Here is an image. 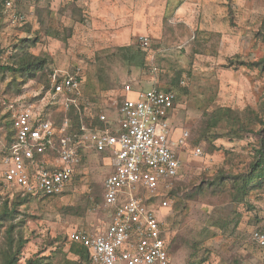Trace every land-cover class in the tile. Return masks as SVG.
Segmentation results:
<instances>
[{"label": "rangeland", "instance_id": "rangeland-1", "mask_svg": "<svg viewBox=\"0 0 264 264\" xmlns=\"http://www.w3.org/2000/svg\"><path fill=\"white\" fill-rule=\"evenodd\" d=\"M10 2L0 0L1 66L16 68L21 41H29L26 51L46 66L34 79L0 71V141L8 136L9 105L32 103L55 73L80 70L85 114L101 109L111 122L125 85L135 91L175 86L172 127L177 134L188 130L190 145L203 155H182L170 204L159 208L173 264H264L254 238L264 233V187L242 196L236 188L255 161L264 122V70L254 65L264 59V0ZM50 101H36V109L54 119L59 108ZM236 118L254 125L242 139L233 137ZM214 135L221 137L211 141ZM82 156L58 197L17 205L18 195L0 187V216L6 207L16 209L13 218L0 219V264L17 249L16 264H72L77 257L69 235L105 228L103 184L111 162L91 150Z\"/></svg>", "mask_w": 264, "mask_h": 264}, {"label": "built area", "instance_id": "built-area-1", "mask_svg": "<svg viewBox=\"0 0 264 264\" xmlns=\"http://www.w3.org/2000/svg\"><path fill=\"white\" fill-rule=\"evenodd\" d=\"M141 46L145 50L151 46L148 37H141ZM51 82L43 97L51 100L49 105L63 112L80 106V70L55 73ZM123 92L113 126L104 130L83 126L81 136L68 133V119L57 126L36 109L37 103L9 105L15 132L0 141V187L32 200L58 197L72 182L87 146L109 153L112 172L103 184L108 222L98 232L75 230L69 235L87 254L82 264H173L158 212L170 204L169 191L181 173L182 155L201 157L203 151L190 145L188 130L177 134L171 126L174 93L134 92L131 85ZM93 116L109 122L104 110ZM254 238L264 250V233L257 231Z\"/></svg>", "mask_w": 264, "mask_h": 264}, {"label": "trees", "instance_id": "trees-1", "mask_svg": "<svg viewBox=\"0 0 264 264\" xmlns=\"http://www.w3.org/2000/svg\"><path fill=\"white\" fill-rule=\"evenodd\" d=\"M34 43V42H31ZM30 44L29 41H21L20 44H17L16 51L17 54L15 55V65L16 68L14 69L12 66H6L2 67L0 64V71H12L15 73L20 74L22 77H26L27 79H34L40 72L44 71L46 62L44 60H39L37 58H34L31 54L26 51V48ZM127 48H121L119 51L124 52L125 51V58H129L131 61L134 60V56H128V49ZM141 55H143L144 59L146 54L143 52H140ZM145 65V60H141L139 67H143ZM245 65L246 64H241ZM255 66L261 67L262 70H264V59L261 62H258L257 64H254ZM176 84V82H175ZM174 84V85H175ZM52 82L49 78L48 86L43 90L44 92L37 96L34 101H32L33 104L36 101L41 100L44 95L47 94V92L51 89ZM177 87V85H176ZM174 87H171L169 89H162V88H155L157 90H164L166 92H172L176 95V101L175 105L177 104L179 100V95L175 92ZM179 89V88H175ZM180 91V90H179ZM84 105H80L79 107L72 106L67 112L59 111L57 115L55 116L54 120L57 126H60L65 119L69 120V128L68 133L70 135H76L81 136L83 134L82 127L85 126L88 129H98V130H104L106 127L111 126V122L109 121L107 124H104L100 122L98 116L87 115L84 112ZM8 117L5 116V118ZM262 126L261 130V140H260V146L259 149L256 150V158L255 161L250 166V172L249 174L241 177L240 181L242 184L237 185L236 188L238 189L240 195L247 194V191L250 190V188H253L257 185V187H264V122L261 120L259 122ZM235 125H237L236 131L233 130V137L242 139L246 133H250L253 130V123L248 122H241L239 118L235 119ZM8 129V136H11L15 130L13 128V122L12 118L9 120V122L5 126ZM229 135V134H227ZM231 136V135H229ZM221 137V135H214L211 137V141L217 140ZM257 181V184L254 185V182ZM171 197V196H170ZM17 199H21V201L17 202V205H23L25 203H28L30 200H32L29 196L22 197L20 195L17 196ZM153 200H150L148 203L150 204ZM16 209L12 208H5L3 214L0 216L1 220L11 219L13 218V214L15 213ZM72 243L71 251L72 253L77 257V260L73 262L72 264H82L83 262L87 261V254L83 247L77 243ZM20 246V244H19ZM19 249H17L16 253H19ZM13 250L10 251L9 255H6L2 264H16L18 261V257L15 254H12ZM27 264H34L32 261H28ZM199 264H202L200 262Z\"/></svg>", "mask_w": 264, "mask_h": 264}, {"label": "crops", "instance_id": "crops-1", "mask_svg": "<svg viewBox=\"0 0 264 264\" xmlns=\"http://www.w3.org/2000/svg\"><path fill=\"white\" fill-rule=\"evenodd\" d=\"M153 89H155V88H153ZM133 91L134 92H139V91H141V90H138V91H135V89L133 88ZM123 96H125L124 95V92H123ZM175 112V111H174ZM174 112H173V114H172V116H171V126H173V122H172V120H173V115H174ZM90 115H92V114H90ZM117 116V115H116ZM116 118V117H115ZM109 121H110V118H109ZM111 122V121H110ZM114 122V121H113ZM113 122H111V126H113ZM88 150H91V151H93V152H95L94 150H93V147H90V146H87V148L84 150V153H86ZM95 153H97V152H95ZM97 154H102V155H105V156H107V158L109 159V157H110V155H109V153H97Z\"/></svg>", "mask_w": 264, "mask_h": 264}]
</instances>
